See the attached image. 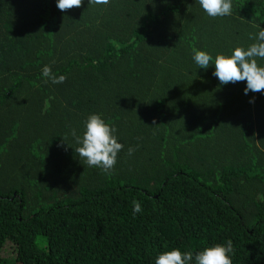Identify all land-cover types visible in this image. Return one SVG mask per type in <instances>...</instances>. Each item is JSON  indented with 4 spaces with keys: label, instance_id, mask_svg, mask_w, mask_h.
Instances as JSON below:
<instances>
[{
    "label": "trees",
    "instance_id": "obj_1",
    "mask_svg": "<svg viewBox=\"0 0 264 264\" xmlns=\"http://www.w3.org/2000/svg\"><path fill=\"white\" fill-rule=\"evenodd\" d=\"M232 5L0 0V264H154L229 241L232 264H264V95L192 60L255 42L264 0ZM91 114L123 145L109 172L76 152Z\"/></svg>",
    "mask_w": 264,
    "mask_h": 264
},
{
    "label": "clouds",
    "instance_id": "obj_2",
    "mask_svg": "<svg viewBox=\"0 0 264 264\" xmlns=\"http://www.w3.org/2000/svg\"><path fill=\"white\" fill-rule=\"evenodd\" d=\"M84 0H55L56 8L64 12L72 8H79ZM110 0H87V5L105 6ZM203 12L212 18L226 17L232 14V0H197ZM255 35H250V39L255 42L247 48L235 47L230 50V54H216L214 57L206 51L196 50L192 55V60L197 69L206 70L211 65L213 67L212 76L215 77L220 85L229 83L235 84L243 81L245 86L243 94L248 96L251 93L264 95V67L257 63L256 58L264 59V28ZM42 76L51 80L53 84L63 83L65 76H53L49 66L45 65L42 69ZM46 80V82H47ZM254 99H249V103H254ZM115 129L105 123L98 114H91L84 121L82 135L73 136L76 138L78 147L76 152L85 164L89 167H97L104 172H109L116 164L118 152L123 145L117 142L113 135ZM133 148L128 149L131 155ZM141 205L138 201L133 203V212L139 213ZM233 247L231 241L227 244H214L204 247L197 251L181 252L173 249L168 252H161L154 258V264H232L231 253Z\"/></svg>",
    "mask_w": 264,
    "mask_h": 264
}]
</instances>
